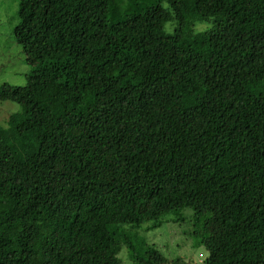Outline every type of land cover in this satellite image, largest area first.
I'll list each match as a JSON object with an SVG mask.
<instances>
[{
    "label": "trees",
    "instance_id": "16d2710c",
    "mask_svg": "<svg viewBox=\"0 0 264 264\" xmlns=\"http://www.w3.org/2000/svg\"><path fill=\"white\" fill-rule=\"evenodd\" d=\"M166 2L17 0L0 264H189L137 235L186 217L194 264H264V0Z\"/></svg>",
    "mask_w": 264,
    "mask_h": 264
},
{
    "label": "rangeland",
    "instance_id": "374dc122",
    "mask_svg": "<svg viewBox=\"0 0 264 264\" xmlns=\"http://www.w3.org/2000/svg\"><path fill=\"white\" fill-rule=\"evenodd\" d=\"M125 0H122V5ZM167 6L166 0H151ZM123 5L118 11L123 12ZM17 0H0V84L8 82L13 85H23L26 81L25 73L29 66L25 62V55L20 43L12 33V27L17 22ZM174 22L169 21L165 25L167 32L171 31ZM199 28L203 24H197ZM20 110V105L11 100L0 99V125L6 126L8 116ZM184 216L191 214L188 209L183 210ZM195 221L186 217L183 221L164 222L160 227L146 230L142 225L137 230V235L148 243L156 246L167 258H180L183 261L194 264L202 260L200 252L205 253L202 246L193 247L194 239L191 234ZM193 245V246H192ZM122 264H134L128 260L125 252L121 251Z\"/></svg>",
    "mask_w": 264,
    "mask_h": 264
}]
</instances>
